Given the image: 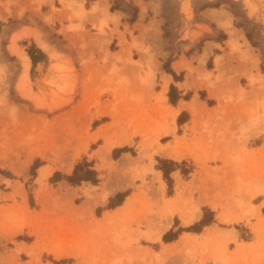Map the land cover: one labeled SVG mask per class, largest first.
I'll list each match as a JSON object with an SVG mask.
<instances>
[{
	"label": "rangeland",
	"instance_id": "1",
	"mask_svg": "<svg viewBox=\"0 0 264 264\" xmlns=\"http://www.w3.org/2000/svg\"><path fill=\"white\" fill-rule=\"evenodd\" d=\"M46 3L53 0H0V238L28 230L42 241L40 252L46 241L51 247L63 243V254L73 253L82 264H264V0H110L128 21L140 17L141 32L142 21H149L145 31L156 48L172 54L200 48L201 41L178 48L176 35L184 15L193 20L200 14L205 21L208 8L228 12L244 38L231 46L237 66L206 70V54L184 59L191 86L214 89L227 109L207 110L212 121L196 118L173 141L165 135L171 120L152 118L154 101H160L155 88L164 82L161 65L171 57L157 58L141 38L128 44L120 33L117 53L104 51L100 40L97 57L63 56L54 69L29 70L22 53L8 51L10 36L50 22L41 13ZM93 25L110 36L106 23ZM57 29L48 26L62 41ZM246 61L256 65L255 73L242 67ZM101 111L110 115H96ZM108 123V138L116 144L105 152V138L93 135ZM125 146L129 151L120 152ZM169 149L181 160L166 166L173 173L170 185L157 163ZM86 160L97 182L82 180L90 182H80L79 194L50 173L39 177L47 167L70 181L67 172ZM102 190L129 195L124 206L105 214L108 222L91 215L105 198L84 206L90 193ZM201 210L213 219L203 233L158 244L165 230L184 222L183 215ZM13 253L14 262L29 258L19 249Z\"/></svg>",
	"mask_w": 264,
	"mask_h": 264
},
{
	"label": "crops",
	"instance_id": "2",
	"mask_svg": "<svg viewBox=\"0 0 264 264\" xmlns=\"http://www.w3.org/2000/svg\"><path fill=\"white\" fill-rule=\"evenodd\" d=\"M57 1L60 2V0H53V5L51 3L41 5V13L44 16L51 17L50 22L43 19L38 25L31 26L29 29H21L15 37L12 35L8 38V51L15 55L18 52L22 53L23 58L28 61L29 70L32 65H34L35 69H42L48 64L50 69H54V65L60 63L63 56H71L78 59L79 56L90 53L97 57L100 40L104 44V51L111 53L120 52L122 50L120 33H122L128 44L135 37L141 38L145 46H150L152 52L157 53V58L171 57L166 66L164 64L161 65L160 75L164 79V82L161 83V88H155L160 101H154L155 109L152 113V118H169L171 120L172 131L165 134L171 141L176 139V137L181 138L186 134L187 128L193 126L196 118H207L209 122L212 121L211 113H208L207 110L217 108L215 111L218 113V108L220 110L227 109L225 102L214 92V89L206 87L205 90L191 86V79L188 77V69L184 59L190 60L197 58L199 55L206 54L204 59L206 70H216L218 66L222 70L230 66H237L233 60L231 61L235 57V53H231V46L236 42L243 43L244 38H242L241 32H238V28L234 25V19L228 12L220 13L218 12L219 10L208 8L202 11V15L208 18L205 21H203L200 14L199 16H195L193 20L188 19L184 15L181 30L176 35V45H178V48H181V45H186L185 42L193 45L201 41V46L197 51L190 54L186 50L176 51L172 54L166 48L162 50L156 48V42L150 38L149 29L147 28V31H145V27H148L149 21H142L144 27L141 32V26L137 24L140 17H137L133 22L128 21L126 19L127 15L123 11L112 9L110 0L107 2L105 0H90L89 3L88 0H64L63 3L60 2V5L56 4ZM45 6L47 9H44ZM139 12L141 14V10ZM101 22L107 24L103 26V29L110 36L100 34L97 27H94L93 23L99 24ZM212 23L215 24L214 27ZM53 25L58 26L57 30L63 35L62 41L48 30V26L53 27ZM159 27L161 28V25ZM160 36L162 37V35ZM22 41H26L27 43L22 44ZM43 44H46L48 49ZM128 44H124L123 48L126 49ZM28 45L33 50L34 59L28 53ZM135 50V48H132L133 52ZM192 64L195 65L194 62ZM255 66L247 61L242 65L247 71L252 70L253 73L256 71L253 68ZM193 108H195V111ZM204 111L205 113L202 115L201 112ZM101 114L109 113L101 111L96 115ZM199 115L202 117H197ZM258 136L260 137V135ZM119 151L126 153L129 151V148L125 146L120 148ZM180 161L172 154L170 149L165 151L163 155H160L159 161L157 160V163L160 162L161 165L159 172L162 175L164 173L163 169L172 170L166 166L173 165L177 167ZM76 166L77 174L73 176V181H71L73 184L64 179L63 176L59 177V172L52 171L49 175L59 186H67L79 194V188L82 187L80 182L85 183L90 181H79L78 176L84 172L83 169L87 166L93 170L94 167L90 160L79 162ZM73 172L71 170L67 173L71 176ZM171 175L173 173L170 171ZM94 178H96V181L90 180L97 182V174L94 175ZM102 192L103 190L92 194L94 195V202L97 200L98 202L101 201ZM128 197V193H124L123 191L110 193L93 208L91 215H94L96 218H103L106 213L114 212L124 206ZM86 201H84L85 207ZM101 206L104 207L102 215L97 212ZM87 207L89 206L87 205ZM202 216L203 212L201 210L198 216L188 223L194 226L193 230L185 229L188 225L187 222H180L177 225H173L171 229L165 230L161 234L158 244L165 245L174 242L186 234L203 233L204 229L210 227L212 224L205 227L200 225L198 221ZM237 239L240 241V233L237 234ZM9 242H14V245L10 246ZM41 242L37 236H34L28 230L18 232L15 239H6L4 241L3 238H0V264H82L72 254L57 256L52 252L53 249L62 250L63 243H58V246L51 247V245L49 246V241H46L47 248L40 252L37 245ZM15 249H19L21 253H27L29 258L25 261L14 262V257L17 254H12V251ZM46 255H48V258L45 257ZM34 256L37 258L35 259Z\"/></svg>",
	"mask_w": 264,
	"mask_h": 264
},
{
	"label": "bare ground",
	"instance_id": "3",
	"mask_svg": "<svg viewBox=\"0 0 264 264\" xmlns=\"http://www.w3.org/2000/svg\"><path fill=\"white\" fill-rule=\"evenodd\" d=\"M42 42H44V41H42ZM45 43V42H44ZM43 45H45L46 46V49H48L47 48V45L46 44H43ZM45 48V47H44ZM23 59V62H24V66H25V68L28 66V61H27V59H25V58H22ZM21 88V87H20ZM22 92V91H21ZM111 123H108V124H105V125H102L101 127H99V129L96 131V133L93 135V137L96 139V138H98V137H105V143H104V145L100 148V150L101 151H105V152H107L106 150H110L115 144H116V141H114V140H112V139H109L108 137V130H109V128L111 127ZM40 172V179H43V178H45L49 173H50V170L47 168V167H42L41 168V170L39 171ZM162 186L164 187V182H162ZM121 187V186H120ZM107 190V189H106ZM109 191H111V190H109ZM104 192V193H102L101 194V199H103V198H105L106 196H107V194H109L110 192ZM162 191V190H161ZM89 194V193H88ZM92 193H90L89 194V196H88V200L86 201V203H85V205L87 206V205H89L91 202H94V195H91ZM206 195V193H204V196ZM96 199V198H95ZM100 199V200H101ZM176 201V200H175ZM96 202H98V200L96 201ZM178 207V206H177ZM174 208V207H173ZM192 213V212H191ZM199 213V212H198ZM198 213H196L195 215H193V214H190V215H183V220H184V222H187V223H189V222H191V221H193L197 216H198ZM222 216H224L223 214H222ZM113 217V216H112ZM111 218V216L110 215H106L105 216V218H104V220L106 219L107 220V222H108V220H112V218ZM103 220V221H104ZM106 220H105V222H106ZM229 220H233V218H229L228 219V221ZM50 250V249H49ZM52 252H54L57 256H59V255H62L63 253H64V251L63 250H59V249H53L52 250ZM73 254V253H72Z\"/></svg>",
	"mask_w": 264,
	"mask_h": 264
},
{
	"label": "trees",
	"instance_id": "4",
	"mask_svg": "<svg viewBox=\"0 0 264 264\" xmlns=\"http://www.w3.org/2000/svg\"><path fill=\"white\" fill-rule=\"evenodd\" d=\"M28 52H29L30 56L32 57V59H34V53H33L32 48H29ZM262 69L264 70L263 63H262ZM83 171L84 172L78 176L79 181L89 180V179L96 181V178H94V175L96 174V172L93 169H91L87 166L86 168L83 169ZM163 171H164V177L166 178V180L168 181V183L170 185V183H171L170 170L163 169ZM75 174H77V166L75 167L73 174L71 176H66V178L69 179L70 181H73L72 179H73V176H75ZM212 220H213L212 217L208 218L204 215L199 223L201 225H206V224H209ZM193 228H194V226H189L185 229L186 230H193Z\"/></svg>",
	"mask_w": 264,
	"mask_h": 264
}]
</instances>
